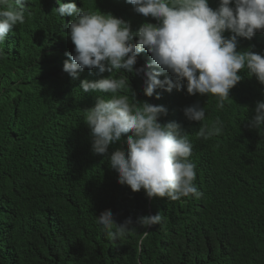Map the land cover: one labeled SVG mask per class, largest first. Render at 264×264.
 <instances>
[{"label":"trees","instance_id":"16d2710c","mask_svg":"<svg viewBox=\"0 0 264 264\" xmlns=\"http://www.w3.org/2000/svg\"><path fill=\"white\" fill-rule=\"evenodd\" d=\"M85 1L91 11L129 12L109 0ZM208 2L213 9L218 5V0ZM49 13L48 0H35L25 23L15 28L30 41L33 58L14 57L20 42L0 50V264H264V129L247 126L256 102L264 100V85L240 70L242 79L221 110L211 95H188L186 88L157 89L160 99L155 92L146 97L139 80L136 91L130 90L136 99L166 106L159 122L175 121L189 135L194 183L202 193L199 199H149L143 189L132 192L119 184L108 162L116 148L126 149L130 133L105 155L92 151L82 112L101 95L81 90V72L74 83L59 80L54 56L36 54L31 20ZM127 18L157 23L135 12ZM248 49L264 54V31L251 40L238 38L237 51ZM194 103L206 109L201 124L183 115L182 109ZM217 119L223 125L220 135L207 140L196 135ZM106 209L117 224L131 217L135 225L137 218L157 212L164 222L135 225L137 232L113 243L95 221Z\"/></svg>","mask_w":264,"mask_h":264},{"label":"clouds","instance_id":"9594fccd","mask_svg":"<svg viewBox=\"0 0 264 264\" xmlns=\"http://www.w3.org/2000/svg\"><path fill=\"white\" fill-rule=\"evenodd\" d=\"M34 1L0 0V50L20 42L14 57L33 58L30 41L15 28L25 23ZM48 1V17H52L31 20L36 31L32 39L35 51L41 57L54 56L56 78L74 83L81 72V90L101 95L93 107L82 112L91 132L93 153L107 154L111 144L130 133L124 141L126 149L116 148L108 156L119 184L132 192L143 189L149 199H199L202 193L194 183L196 164L190 159L193 144L189 135L175 121L159 122L167 115L166 106L138 101L130 90L135 92L134 86L141 80L144 95L152 97L155 92V98L160 99L157 89L170 93L186 88L188 95H211L222 110L230 99V89L242 79L240 70L246 69L264 85V54L251 49L237 51L238 38L251 40L256 32L264 31V0H218L215 9L208 0H109L129 10L119 15L102 9L91 11L85 0ZM134 12L157 23L131 22L127 16ZM53 14L67 23L69 37ZM226 31L230 33L227 37ZM182 112L188 121L201 124L206 119V109L199 103L184 107ZM254 113L247 126L264 129V100L256 102ZM222 129L217 119L210 127L200 126L196 135L207 140L220 135ZM95 221L115 243L137 232L135 225L161 226L164 217L157 212L137 218L135 225L131 217L117 224L113 212L106 209ZM148 233L140 236L138 253Z\"/></svg>","mask_w":264,"mask_h":264},{"label":"bare ground","instance_id":"6f19581e","mask_svg":"<svg viewBox=\"0 0 264 264\" xmlns=\"http://www.w3.org/2000/svg\"><path fill=\"white\" fill-rule=\"evenodd\" d=\"M66 0H61V3H66L65 2ZM67 1H69V0H67ZM76 5H77V7L79 8V5L76 3ZM53 18H54V20L55 21H58L59 19L61 20V28L65 31V32H67V33H65V36L66 37H69L68 36V32H69V29H67L66 27H65V24H67L62 18H60L57 14H53ZM12 34V33H11ZM48 36V40L50 41V36L49 35H47ZM66 49H68V47H65V49H64V51L66 50ZM71 53H73V52H71ZM65 54V53H64ZM74 54V53H73ZM141 55V54H140ZM143 60L145 61V59L143 58ZM145 63H147L146 61H145ZM105 96V95H104ZM106 97V96H105Z\"/></svg>","mask_w":264,"mask_h":264}]
</instances>
